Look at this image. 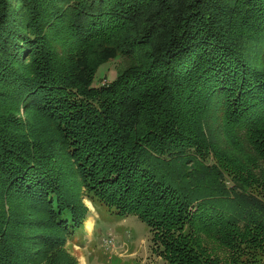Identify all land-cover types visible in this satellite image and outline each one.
Listing matches in <instances>:
<instances>
[{
    "label": "trees",
    "instance_id": "obj_1",
    "mask_svg": "<svg viewBox=\"0 0 264 264\" xmlns=\"http://www.w3.org/2000/svg\"><path fill=\"white\" fill-rule=\"evenodd\" d=\"M83 198L168 264H264V0H0V264H77Z\"/></svg>",
    "mask_w": 264,
    "mask_h": 264
},
{
    "label": "rangeland",
    "instance_id": "obj_2",
    "mask_svg": "<svg viewBox=\"0 0 264 264\" xmlns=\"http://www.w3.org/2000/svg\"><path fill=\"white\" fill-rule=\"evenodd\" d=\"M29 61L30 58L25 57L24 62L27 63ZM127 63L128 60L126 58L119 56L111 62L102 64L96 72L92 85L101 86L113 80L116 73L126 67ZM18 116L23 122L27 121L29 125L26 124L27 127L36 125L33 131L37 134L35 138L39 140L42 138L46 139L54 134L53 130H49L47 133L44 131V123H39L32 109H26L25 106H21L18 109ZM37 125L42 128L37 127ZM38 130H41L43 135ZM207 157L209 161H216L212 151L208 153ZM63 173L64 171L62 170ZM70 183L71 179L68 183H64L63 188L70 187ZM21 200L22 205L27 207V200L24 197ZM83 202L89 209L88 215H94V210H96L97 217L95 218L97 222L92 232L89 233L86 231L85 225L90 220V228L91 219L87 216L83 222L82 229L75 232L65 244L66 250L77 259V264H81L82 253L87 259V264H168L163 256L160 255L159 249L155 247V243L152 240V232L137 216L126 215L119 217L112 209L105 206L94 207L85 198H83ZM194 210L195 207H192L191 212ZM25 223V227L21 228L23 236L29 243L35 242L33 238L40 232L43 233V230L37 227L39 219L37 216L34 219L28 215ZM208 241L211 246H217L210 240ZM34 247L42 248L43 244H36Z\"/></svg>",
    "mask_w": 264,
    "mask_h": 264
},
{
    "label": "crops",
    "instance_id": "obj_3",
    "mask_svg": "<svg viewBox=\"0 0 264 264\" xmlns=\"http://www.w3.org/2000/svg\"><path fill=\"white\" fill-rule=\"evenodd\" d=\"M94 210V209H93ZM95 211V213H93L94 215H88V218H90L91 219V227L90 228H88L86 225H85V229H86V231H88L89 233H91L92 232V230H93V228H94V225H95V223L97 222L96 221V218L95 217H97V212H96V210H94ZM82 261H81V264H87V259H86V257H85V255L82 253Z\"/></svg>",
    "mask_w": 264,
    "mask_h": 264
},
{
    "label": "bare ground",
    "instance_id": "obj_4",
    "mask_svg": "<svg viewBox=\"0 0 264 264\" xmlns=\"http://www.w3.org/2000/svg\"><path fill=\"white\" fill-rule=\"evenodd\" d=\"M86 226L89 228V226H90V220H88V221L86 222Z\"/></svg>",
    "mask_w": 264,
    "mask_h": 264
}]
</instances>
